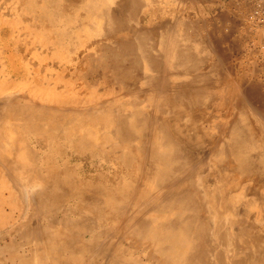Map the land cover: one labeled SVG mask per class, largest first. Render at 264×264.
Instances as JSON below:
<instances>
[{
	"label": "bare ground",
	"instance_id": "obj_1",
	"mask_svg": "<svg viewBox=\"0 0 264 264\" xmlns=\"http://www.w3.org/2000/svg\"><path fill=\"white\" fill-rule=\"evenodd\" d=\"M77 1L79 0H74V2ZM80 1L89 13L101 19V24H103L105 28L102 34L109 36L108 34L116 27L121 30H126L125 34H121L120 37L117 38V40L119 39L118 41L112 40L110 44H114L120 52L130 55L132 58L126 59L124 64L115 63L109 70L125 69V71H127L126 74L129 79V84H125L124 79H120L123 80L120 81V85H124L123 89H125V93L128 95L123 103L132 106L142 103V108L133 109L128 113H122L119 111V108L111 109L114 105L113 101H104L105 99L103 98L104 102L100 105H96L94 103L95 101L93 103H90L91 101L88 102V104L91 105L87 107L85 118H80L79 116L77 118H67L66 111L68 110L63 104L55 105L53 108H51L53 105L48 106L47 104L46 106L50 108H48L49 110H47L46 116H43V112L42 114L40 113V118L43 120L42 116L44 119L47 117L48 126L55 124L56 133L54 135L57 136L56 138L60 137V139L67 140L72 143V146L74 143H77V145L81 143L83 152L86 153V156H90V160L87 161L90 165L94 166L91 158L98 155L110 162L118 160L123 161V163L128 164L130 167L133 166L134 168L135 166L138 169L140 177L138 186L139 183H141V185L139 189H136L134 186L132 188L123 187L119 185V180L117 181L115 177L106 174L101 176L99 174L100 176H95V179L103 181L105 185H97V190L94 191L92 185H84L86 181L83 180L87 179L75 174V170H73L74 172L70 171V165H66L71 160H74L73 158L78 159L82 155L85 156L79 148L77 149L73 146L67 153L64 146L61 145L52 148L54 143L50 144L47 141L45 143V138L37 135V133L33 134V132H30L32 135L29 139L27 138V140L21 135L18 137L20 139H18L19 143L16 144L15 140L13 144L11 143L15 146V150L13 149L15 154L10 159V168H4L5 173L9 175L3 173L9 179L11 177L13 179L12 174H19L15 175L16 177L14 176V183L17 182L20 186V188L19 186L17 187V191L20 190L21 193L27 191V195L29 193V199L26 201L31 205V209L36 207L34 203L39 199L38 204L41 206L37 208L42 209L39 211L41 212L40 216L43 218L46 217L48 221L43 225L42 223L39 225L37 223L38 226H34L36 225L34 220V225H32V220L22 221L16 225L11 224V226H8L9 228L7 227L5 230V235L0 234V241L4 236L19 234L22 238H26L25 242L27 243L28 250L35 257H39L42 260V264H49L51 262L63 263V261H68L69 259L79 264H86L90 261L89 252L99 248L102 250L105 243H102V245L97 238L99 232L103 230H94V227L100 225L96 224L94 227L91 225V227L84 225L81 222V218L88 217V220L93 221L92 217L97 215L99 218H104L106 220H116V225L118 218L125 216L126 207L130 206L125 205L124 207V204L131 202L132 205L130 207H133L131 209V214H128L129 216L127 215V218H124V224L128 225V230L125 226L123 229L127 230V232H125L127 233L126 238L133 243H137L141 238H145L147 241H145V246L151 248L150 254L154 252H165L167 253L166 262L168 263L261 264V261H259L260 257L255 259L254 257L256 256L251 255L252 252L254 253V251L251 252V249L254 247V244H260V242L264 243V239L262 240L264 235L253 232L254 229H256L255 221L259 218V215L264 217V196H262V193H260L262 195L258 193L259 190H257L256 193H258V195L255 197L251 196V194L255 193L253 190L256 191V189L264 188V125L261 126L253 121L248 129H244L241 128V125L236 123L238 120L235 118V122L232 123L230 127H226V123L223 121L220 122V119L218 121V118H214V116L213 118L212 116L210 117L209 113H206L204 116L200 112V117H202L200 119V124H196V122H198L196 120L193 121V116L196 114L194 109L196 108L193 109L192 106L201 102H211V95L204 89L208 86L204 87L205 84L203 85V82L208 79L206 78V80H204L206 74L194 71L198 63L206 59H203L201 56H196L199 53L194 50L195 47L193 42L190 41L189 44L188 40H191V37L184 29L177 30L176 36L185 39V42L179 43V41H177L174 45L169 42V37L172 34L169 29L170 25L168 24V21H170L168 20L169 18L155 20L153 14H149V16L146 17L148 23L144 24L143 17L147 14L145 11L142 18L140 17L139 19L140 9L153 0H107L108 2L106 4L103 0ZM141 11H143V9ZM148 13H150V11ZM140 20L143 24L140 23ZM105 23H107V25H105ZM124 38H126L124 43H118L120 39L123 41ZM92 50H86L84 55L89 56ZM82 54L83 51L81 50L80 55ZM206 54L207 60H210L207 51ZM77 55L78 53H76V56ZM226 66H228V64ZM208 68L210 69V67ZM210 75L212 76L213 74ZM221 80L217 76V78L214 79V83L219 85ZM251 90H255L254 92L259 94L256 88L251 87ZM79 100L75 99L72 101L78 103ZM233 101V99L231 102L229 101V105H222L221 103V106H219V104L212 108H214L216 112L219 111L221 114H225L228 108L235 109L236 106L239 105L238 97L236 102ZM41 107L26 105V115L24 114V119H33V117L37 116L36 110H41ZM20 108L21 107H19V109ZM85 109L86 108L83 110ZM130 109L131 108H129V110ZM54 111L57 113L55 119L52 118L56 115H53ZM69 112L71 113V111ZM197 115L199 117V114ZM242 118L247 117L241 114L240 119ZM1 119L2 115H0V126ZM98 122L108 126H114L115 134H113L121 138L119 139L121 142L123 141L122 139L126 141H132L134 139L137 141V145L133 143L127 144L125 147L126 153H124L122 149H118L119 147H117V144L120 143L118 141V143L115 142L116 146H111L109 150H106V147L100 145L96 137H93L95 132L92 133L90 131L91 127L88 128L90 126L89 124ZM39 123L40 122H38V124ZM69 123L74 124L75 127H70L69 131H63V128L60 129V126L64 127V124ZM45 124L46 123H44V125ZM211 128H217L219 130L217 131L218 133H212ZM26 129H28V127ZM236 129L247 131L248 134L237 133L235 132ZM6 134L8 135V133ZM45 135L50 138L54 136L50 134V132ZM1 136L3 135L0 132V138ZM111 136L112 133L108 132L103 134L102 139L105 142H110ZM255 136H259V138ZM118 137L116 139H118ZM252 137H255L256 140H253ZM203 138L208 139L206 142L207 144H203L204 151L202 153L195 152L196 146H198L197 143L204 140ZM1 140L0 142L3 144L4 140L3 142ZM203 142L204 141L201 143ZM6 144L5 148L7 147ZM3 146L0 147L4 148ZM200 146L203 148L202 145ZM5 148L3 150H5ZM115 148L118 151H115L116 155H112L110 152L115 150ZM65 153L68 154L65 161L63 162L61 160L60 162L59 158H62V154L66 156ZM212 158L214 162H211L213 164H209ZM190 165H192V167L196 165L198 169H205V186L201 190H196L194 188L195 186H193L196 185L197 182L199 183V181L195 182L196 184L193 183L197 170L191 168ZM85 176H87V174ZM199 176L198 179L200 180ZM30 178L37 180H35V182L33 181L35 184L32 183L33 186H29L31 184L23 186L24 184L21 183L24 181L23 179ZM89 182L95 183L94 181ZM149 183H151L150 186H148ZM36 187L37 190H35ZM29 190L30 192H28ZM7 191H9V197L13 195L11 190ZM25 192L23 193L24 195ZM216 192L218 193L216 204L221 207L222 212L225 208L230 209L229 206L232 203H235L233 205L238 210V205H241L244 197H251L255 199L256 202L258 201L255 205V213L251 212V210L242 213L240 209V211L238 210L239 215L235 214L237 217L229 221L228 224L232 227V235H230V228H226L227 226L225 223L224 215L228 213L223 215L224 212L222 213L220 209H215L214 205H212V203L215 202V200H213V198H215L213 193ZM227 193L231 197L229 195L226 196ZM65 196L69 201H72L73 204L68 207L64 206L66 209H64L58 217L47 215L51 212H57V210H55V208L58 207L56 205H59L57 201H62ZM3 198L7 197H5V194L0 190V203ZM23 198L24 200L22 199V201L24 202L25 197ZM63 202L64 201H62V203ZM62 203L60 202V205ZM24 204L25 207L24 205L23 207L28 210V206H26V203ZM54 204H56L55 208ZM13 207L10 205L8 211L3 208V211H6L5 215L10 216L14 220L13 223H15L21 215L25 216L28 213L21 210L23 211L22 214L14 215ZM18 207L21 208V206ZM60 209L62 211L63 207L59 208V210ZM32 212L33 211L30 213ZM43 212L47 216H45ZM35 214L37 215L36 212ZM32 218L34 217H31V219ZM3 219L4 218L1 220ZM133 219H135V221L132 223ZM113 227H117V225ZM245 227H247V229ZM262 229L264 230V228ZM247 230L253 232L254 235L256 234L255 237L253 233V237L251 236L254 238L255 243H253V241L248 242L247 239H244L245 236L243 235L246 234ZM118 231H120V229ZM250 231H248V233H250ZM85 232H88L89 236H91L90 239H87V237L85 239L83 238L85 237L83 234ZM81 235L84 236L82 237ZM249 239L251 238L249 237ZM112 245L113 243L109 245V247L107 246L108 248L105 250L113 248ZM15 246L16 242L12 239L9 243L3 246L0 245V252L6 248L13 249ZM256 249H258V247ZM113 250V254L117 256V249L113 248ZM32 257L33 256L28 257V260ZM23 259L25 258H22L21 262ZM137 259L135 258V260ZM131 260L132 259H130V261ZM93 261L96 263L95 259H93ZM159 261L161 262V260ZM164 261L165 259L162 263H164ZM154 263H156V261Z\"/></svg>",
	"mask_w": 264,
	"mask_h": 264
},
{
	"label": "rangeland",
	"instance_id": "obj_2",
	"mask_svg": "<svg viewBox=\"0 0 264 264\" xmlns=\"http://www.w3.org/2000/svg\"><path fill=\"white\" fill-rule=\"evenodd\" d=\"M80 2H81L80 0L77 2H74V0H0V82H1L0 84V102H1L0 112L1 114L0 115H2L0 132L3 135L1 136L0 140L2 139L1 141L3 142V140L7 138L4 140L3 144L0 142V146L4 145L3 147L5 148V144L7 143L6 144L7 147L5 148V150L7 149L9 151V153L7 150L5 152V150H3L4 148L0 147V151H1L0 167L3 168V169L0 168L1 169L0 170V190L1 192H3V194H5V197H7V198H3L2 200L3 203L2 202L0 203V207H1L0 211L2 213V214L0 213V216L2 215L0 218L1 219L4 218L3 220L0 219L1 221L0 234L5 235V232H6L5 230L7 229L8 226L10 227L11 224L16 225L18 223H21L22 221L32 220V223H33L32 225H34V223L36 222L35 223L36 225L34 226H38L41 223L43 225L47 223L48 221L46 217L43 218L40 216L41 212L39 211H41L42 209L37 208L41 206L38 204L39 199L34 203V206L36 207L33 206L34 208H32L33 209L32 210L31 205L26 201L29 199L28 198L29 193L27 195V191L26 192L24 191L25 192V195H24L23 194L24 192L21 193L20 190L17 191V187L19 185L17 184V182H15L16 184L14 183L15 181L14 176L19 175V174L18 173L12 174L13 179L11 176H10L11 177L10 179L6 176L9 174L5 173L4 168H10L9 167L10 159L15 154V151H14L15 146L12 145L14 140L16 144L19 143L20 139L18 137L21 135L23 136L25 140H27V138L29 139V137L32 135L31 133L33 132V134L37 133V135H40L42 138H45L44 139L45 143L46 141L50 144L54 143L55 146L53 145L52 148L62 145L66 148L67 153H68V150L70 148H73L74 146V148H77V149L79 148V150L83 152V150L81 149L82 148L81 143L80 144L78 143V145L77 143H74L72 146V143H70L69 141L67 140L65 141L62 138L60 139V137L56 138L57 136L54 135L56 133L55 124L51 125L52 127L48 126L47 117H45L46 120L43 117V116H46L47 110H49L48 108H50L48 107L49 105L50 106L53 105L51 108L55 107V105L56 106L60 104L65 105L67 107L66 109L68 110L66 111L67 118H77L78 116L80 118L81 117L85 118L87 107L91 105V104H88V102L90 101H91L90 103H93L95 101L94 103L96 105H100L104 101H113L114 105L111 107V109L119 108L120 109L119 111L122 113L124 112L128 113L133 109L142 108V103L138 105H133V106L123 103L124 100L128 97V95L125 93V89H123L124 85L122 84L120 85V81H123L120 79H124L125 84H129L128 82L129 79L127 78V74H126L127 71H125V69H116L112 71L109 70L115 63L124 64L126 59L132 58V56L127 55L124 52H120L115 47L114 44H110L112 40L118 41L119 39L117 40V38L120 37L121 34H125L126 30H121L120 28L116 27L110 34H108L109 36L102 34L105 28L103 24H101V19L98 18V16H95L94 14L89 13L85 9V7L81 4L82 2L81 3ZM103 2L106 4L108 1L103 0ZM257 2L264 5V0H213L210 7H207V4L203 3V0H192L193 5L188 3L190 4V8L187 9V12H186L187 15L189 16L188 23H189V26L193 25V32L195 33L193 38H190L191 40H188V41H189V44H190V41L194 43L193 44L195 47L194 50L197 53H199L196 56H201L203 57V59L204 58L206 59L203 62L198 63V66L196 70L194 71H198L199 73L206 74L204 80H206V78L208 79L205 82H203V85L205 84L204 87L208 86L204 89L205 91H207L208 94L211 95L210 103L201 102L198 104L196 103L197 105L193 104L194 106H192L193 109L196 108L194 109L196 114L193 116V121L195 120L198 121L196 122V124L198 125L200 124V119L202 118L200 117L201 116L200 113L204 116L206 113H209L210 117L212 116L213 118L214 116V118H218V121L220 119V122L221 121L225 122L226 127H230L231 124L235 122L234 121L236 120L235 118H237L238 120V122L236 123L241 125L242 126L241 128H244V129H248L250 125H252L251 122L253 121H255L257 124L261 126L264 125V21L260 23L261 21L258 18L250 17V14L254 9L255 3ZM149 5L150 6L148 7V10L151 13L154 10L153 8V6L155 5L154 0L151 1ZM142 9L144 10V8ZM142 9H140V11ZM185 9L186 8H184V11ZM161 15H165V17L168 16L167 13H163ZM142 16H143V13L140 12L139 19ZM157 16H160V14H157ZM208 19H210L211 22L215 24V28H213L212 30L208 29L207 24H205L208 21ZM221 19L224 21V25H220ZM145 23H146V20H145ZM105 25H107V23H105ZM184 27L178 28L177 30L184 29L185 31ZM188 31H191V28L188 29ZM208 32L211 33L210 40L208 39ZM174 34L175 33L172 32L171 36L169 37L170 38L169 42L171 44L174 45L177 41H179V43H183L186 41L185 39L179 38ZM125 41H126V38H124L123 41L122 39H120L118 43H124ZM209 41L211 43L210 45L208 44ZM89 43H92V44H89ZM92 47H93V50H92ZM88 49L92 50L90 55L89 56L84 55V53ZM81 50L83 51L82 55H80ZM206 51L209 54L210 60H207ZM76 53H78L77 56H76ZM227 64L228 66H226ZM208 67H210V69ZM78 69L79 70L81 69L80 71L82 72H80ZM210 74H213V75L211 76ZM216 74L220 78V80L222 79L219 85L217 83L216 84L214 83V79L217 78ZM251 87L256 88L259 94L261 95L255 93L254 92L255 90L252 91ZM237 97L239 100L238 102L239 105L236 106L235 109L228 108L225 114H221L219 111L216 112V110L212 108L213 106L215 105L217 106L219 104H220L219 106H221V103L222 105L223 104L229 105L228 103L229 101L231 102L232 99L236 102ZM75 99H78V100L81 99V100H79L78 103H75V101H72ZM250 102L253 104H251ZM55 103H58V104H55ZM47 104L48 106H46ZM26 105H32L34 107L42 106L41 107L42 111L40 109L39 110L37 109L36 110L37 116L33 117V119L25 120L24 117L26 115V111H25ZM19 107L21 108L19 109ZM199 107H202V108H199ZM84 108L86 109L83 110ZM129 108L131 109L129 110ZM207 109H210V110H207ZM69 111H71V113ZM42 112H43V116H42L43 120L40 118ZM78 112H81V113H78ZM197 114H199V117ZM241 114H243V116H246L247 118L240 119ZM53 115L54 117L52 118L55 119L57 117V113H55L54 111ZM7 118L10 121H8ZM38 122H40L39 123L40 125L38 124ZM44 123L46 124L44 125ZM89 125L90 126L88 128L91 127L90 131L92 133L95 132L93 134V137L94 138L96 137V139L98 140V143L106 147V150H109L111 146H116V143H118V141L120 142L118 143L120 145L117 144V147H119L118 149H122V152L124 153H126L125 147L127 144L133 143L134 145H137V141L134 139L132 141H129V140L126 141L122 139L123 141L121 142V140H119L121 138L114 135L115 134L114 126H110V125L108 126L101 122L91 123ZM27 127L28 129H26ZM70 127L74 128L75 126L74 124H70V123L64 124V127L60 126V129L63 128V131H69ZM217 131H219L217 128H211L212 133L217 134L218 133ZM49 132L50 134L54 136L50 138L45 135ZM108 132L112 133L111 141L105 142L102 139V136L103 134L108 133ZM235 132L248 134L247 131H244V130L240 131L238 129H236ZM6 133H8V135ZM117 137L118 139H116ZM255 137L259 138V136H255ZM255 137H252L253 140H256ZM203 139H204L202 140L204 141L203 143H201L202 141L200 142L201 144L197 143L198 146H196L197 148L195 149V152L202 153L204 151V145L207 144L206 142L208 141V139L206 138H203ZM199 144L202 145L203 148H201ZM116 148L115 150H112L110 152L112 155L113 154L116 155V152L118 151ZM84 154L85 156L82 155L78 159L73 158L74 160H71L70 162L66 164L67 166L70 165L69 166V168H71L70 171L75 170V172L73 171L75 174H77L78 176L80 175L81 177L83 176L85 179H87V180H83V181H86L84 185H88V186L92 185V188L95 191L97 190V187L99 185L102 186L104 184L103 181L96 180L95 176L99 174L101 176L106 174L108 176L115 177L117 181L119 180V185L123 187L132 188L134 186L136 189L140 188L141 183H139V186H138V181L140 180L139 179L140 177H139L138 169L135 166L134 168L133 166L130 167L128 164L123 163V161H118V160H114L110 162V161H107V159L99 157L98 155H96L95 157H92L93 159L91 158V161L94 164V166H92L90 165V163L87 162L88 160H90L89 158L90 156H86V153ZM65 155L66 156L62 154L61 156L62 158H59L60 162L61 160L63 162L65 161V158L67 157L68 154L65 153ZM214 159L212 158L209 164H213L211 162H214ZM192 165H190L191 168H194L195 170H197L196 173L194 172L196 175L194 176L195 181L193 183L196 184L195 182L199 181V183L197 182V184L193 186H195L194 188L196 190L198 189L201 190L205 186L204 184L205 183V169L204 168L198 169L196 165H194L193 167ZM125 169H127L128 171ZM3 172L6 175H4ZM86 174L87 176H85ZM197 175L198 176L200 175L199 176L200 180L198 179ZM12 180H13V183H12ZM23 180L24 181L21 182L24 184L23 186H27L28 184H31L29 186H33L32 183H34L36 179L30 178V179H23ZM27 180H30V181H27ZM89 181H92V182L94 181L95 183L93 184V183H90ZM150 184L151 183H149L148 186H150ZM37 187L35 190H37ZM7 190H11L13 192V195H10L9 197V194H8L9 191ZM257 190H259L258 192L259 194L260 193L263 194V195L262 194L260 195L264 196V188L256 189V191L253 190V192L255 193H252L251 196L255 197L256 195H258V193H256ZM28 192H30V190ZM213 194L215 197L213 198V200H215V202H213L212 205H214L215 209L221 210V207L217 206L218 204H216L217 203L216 199H218V196H217L218 193L216 192ZM228 195L229 194L227 193L226 196ZM23 197H25L24 202L22 201V199L24 200ZM65 198L66 196L62 199V201H64L63 203L61 200L57 201L59 205H60V202L62 203L60 206L58 204L57 205L54 204V208L58 206L55 208L57 212L56 211L51 212V213H48L47 215L51 217H54V216L58 217L59 215H61L64 209H66V207L73 204L72 201H69L68 198H66L65 200ZM243 199L244 200L242 201L241 205L240 206L238 205L239 207L238 210L240 211L241 209L240 212L242 213L248 212V210H251V212L255 213L256 211L255 205L258 203V201L256 202V200L251 197H248V198L244 197ZM253 202H254V205H253ZM24 203H26V206H28L29 208V209L27 208L28 210L24 208L25 207ZM233 204L235 203H232L229 206L230 209L225 208L226 210L224 209L223 211L224 213L221 210L223 215L228 213L227 215H224V216H225V223L227 226L226 228H230L229 230L231 231L230 235H232V227H230L228 223L229 221H232L233 219L237 217L235 216V214L239 215L237 208ZM10 205H12V207L16 206V207H13L14 215L22 214L23 211H26V213L27 212L28 213L25 216L21 215L19 219H17L16 222L13 223L14 220L10 216L5 215L6 211L5 212L3 211L4 209H7L8 211ZM18 206H21V208H19ZM64 206L66 207L64 208ZM62 207H63V210L62 211L61 209L59 210V208H62ZM132 208L133 207H131V209ZM31 211L33 212L35 211L37 215L35 214V212L30 213ZM127 212L128 213L130 212L129 215L131 214V210L130 211L125 210V215ZM30 214L33 216H31ZM43 214L45 215L44 212ZM31 217H34V218L31 219ZM87 218L86 217L81 218L82 224L87 225V226L91 225L92 227H94L96 224L100 225V226L94 227L95 231L97 230L99 231V229L105 228L108 224L101 227L102 223L109 221L104 218H99L97 215L92 217L93 221L88 220ZM255 225L256 226L258 225V226L257 227L255 226L256 229H254L253 232L254 233L257 232L258 234L264 235V232H263L264 230L262 229L264 228V217L263 216L259 215V218L255 221ZM245 228L247 229V227ZM248 231L250 230H247L246 234L243 235L245 237L248 236L247 238L244 237V239H247L248 242L253 241V243H255L254 238L252 237L253 236L255 237L256 234L254 235V233L251 231L250 233H248ZM85 233H83L85 237H83L84 235H81V236L84 239L86 237L87 239H90L91 236H89L88 232H85ZM99 233H101V231ZM252 233H253V236H252ZM15 235L4 236V238L0 241V245L2 246L4 244L9 243L10 240L12 239L15 240L16 242V246L13 249L6 248L2 250V252H0V264H21V263L22 264H42V260L39 257H35L28 250L27 243L25 242L26 238L24 237L22 238V236L19 234H15ZM249 237L251 239H249ZM263 239H264V236L262 240ZM109 242L107 243V245H106V242H104L105 244L103 243L104 250L113 243L111 241ZM261 246H262V249H261ZM112 247L114 249L116 248L118 252L121 249L119 247H114V245H112ZM254 247H252L251 249V252L254 251V253L250 252L251 255L256 256L254 257L255 259H258L260 257L259 261H261V264H264V243L260 242V244H254ZM257 247L258 249H256ZM31 256L33 257L29 259L30 260L29 261L28 257H31ZM22 258H25L27 260L23 259L21 262ZM49 264H79V263L72 261V259H69L68 261H63V263L62 262H51ZM86 264H89V262Z\"/></svg>",
	"mask_w": 264,
	"mask_h": 264
},
{
	"label": "crops",
	"instance_id": "obj_3",
	"mask_svg": "<svg viewBox=\"0 0 264 264\" xmlns=\"http://www.w3.org/2000/svg\"><path fill=\"white\" fill-rule=\"evenodd\" d=\"M212 1L213 0H203V3L207 4V7H210L211 4H212ZM171 2H173L174 4L171 3ZM149 3L150 2H148V4H146L144 7H142L145 10L140 11L143 14H144L145 11L147 13L145 15V17H143L144 24L148 23L146 17H148L149 14H153L155 20L169 18L168 19V20H170V21H168V24L170 25V26L168 25L169 29L173 33H175V35H176L177 29L178 28H183L184 25H185V27H184L185 28V32H187V34L189 33L190 37L193 38V36H194L193 25L189 26V23H188L189 16L186 13L187 9L190 8V4L193 5L192 0H190V2H189V0H170V1H168V0H164V1L163 0H159V1L158 0H154V4H155L153 6L154 10L151 13H148L149 12L148 7L150 6ZM188 3H190V4H188ZM160 4H162V5H160ZM183 7L186 8L185 11H184ZM156 9H157V11H156ZM158 9L159 10L161 9V10L159 11ZM159 12H161V13H159ZM163 13H167L168 16L165 17L166 14L165 15H161ZM179 13H181V14H179ZM157 14H160V16L158 17ZM145 20H146V23H145ZM140 23H142L141 20H140ZM205 24H207V28L208 29L212 30L213 28H215V24L213 22H211L210 19H208V21ZM220 25H224V21L222 19H221ZM190 28H191V31H188V29H190ZM210 36H211V33L208 32V39L209 40H210ZM208 44L209 45L211 44L210 41L208 42ZM125 205H130L131 206L132 203L128 202L127 204H124V207H125ZM130 206L126 207L127 208L126 211H130L131 210ZM128 214L129 213L127 212V214L124 217L118 218V220L116 222L117 227H113V226H116L115 225V221L116 220H109V222H103L101 227H103L106 224H108V225L105 228H102L101 230H103V231H101V233L98 234V238H99L101 243H104V242L108 243L109 241H112L114 247H121L119 252L118 253L116 252L117 256H115L113 254V251H114L113 248L107 249V250H103V249L101 250V248L94 249V251H90L89 252V254H90L89 255V260H90L89 264H96V263L97 264H116V263L117 264H156V263L157 264H171V263L166 262L167 253H165V252L164 253H162V252H157V253L154 252V253L150 254L151 248L145 246V241H146L145 238L144 239L141 238V240H139L137 243H133L132 241H130L129 239L126 238V236H127L126 234L127 233H125V232H127V230H128V225L124 224L125 223V219L124 218H127ZM133 221H135V219L132 220V223H133ZM124 226L127 228V230H123ZM111 229H112V231H111ZM119 229H120V231H118ZM138 244H139V246H138ZM141 246H142V248H141ZM110 251H112V252H110ZM106 253H107V255H106ZM157 254H159V255L162 254V255L159 256ZM110 258H111V260H110ZM135 258L136 259L138 258V259L135 260ZM93 259L96 260V263L93 261ZM130 259H132V260L130 261ZM157 259H158V261H157ZM164 259H165V261H164V263H162ZM138 260H140V261L142 260L141 263ZM159 260H161V262ZM155 261H156V263H154ZM128 262H130V263H128Z\"/></svg>",
	"mask_w": 264,
	"mask_h": 264
},
{
	"label": "built area",
	"instance_id": "obj_4",
	"mask_svg": "<svg viewBox=\"0 0 264 264\" xmlns=\"http://www.w3.org/2000/svg\"><path fill=\"white\" fill-rule=\"evenodd\" d=\"M250 17L252 18H258L262 23L264 21V5L257 2L255 3L254 9L250 14Z\"/></svg>",
	"mask_w": 264,
	"mask_h": 264
}]
</instances>
